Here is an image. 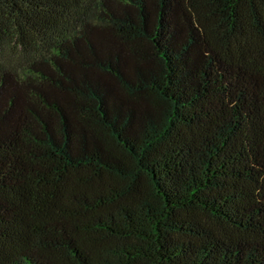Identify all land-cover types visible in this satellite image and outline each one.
Wrapping results in <instances>:
<instances>
[{
  "label": "trees",
  "instance_id": "obj_1",
  "mask_svg": "<svg viewBox=\"0 0 264 264\" xmlns=\"http://www.w3.org/2000/svg\"><path fill=\"white\" fill-rule=\"evenodd\" d=\"M0 264H264V0H0Z\"/></svg>",
  "mask_w": 264,
  "mask_h": 264
}]
</instances>
